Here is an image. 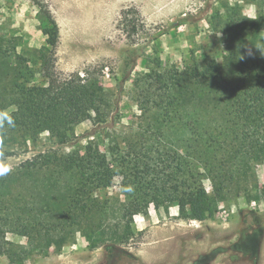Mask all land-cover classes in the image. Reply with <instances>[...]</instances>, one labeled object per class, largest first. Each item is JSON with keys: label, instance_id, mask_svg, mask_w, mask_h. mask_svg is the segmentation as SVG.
I'll return each instance as SVG.
<instances>
[{"label": "rangeland", "instance_id": "obj_1", "mask_svg": "<svg viewBox=\"0 0 264 264\" xmlns=\"http://www.w3.org/2000/svg\"><path fill=\"white\" fill-rule=\"evenodd\" d=\"M228 1L231 5L238 1L242 7L251 3ZM221 3L0 0V113L14 121L12 126L0 123V218L8 226L4 242L12 251L11 257L0 256V264H16L11 258L19 259L23 252H36L23 264H264V163L256 167L259 200L249 203L240 197L220 202L212 219H182L175 204L151 203L145 213L125 212L130 196L122 186L121 161L156 146L144 144L152 133L147 112L140 107L141 99L148 96L142 77L151 69L182 70L192 55L202 64L216 56L221 62L219 54L225 50L221 35L209 24ZM41 7L50 11L59 27L54 56L46 50ZM123 10L129 12L135 30L121 26ZM78 77L87 89L83 99L89 116L67 125L58 87ZM94 95L100 101L98 110L88 101ZM56 125H62L61 131H53ZM94 152L99 157L95 165L105 155L115 173L108 187H91L86 203H96L98 213L88 230L84 224L85 229L62 249L54 245L47 249L44 245L60 235L59 227L68 221L60 219L64 205L55 196L40 208L44 187L40 197L30 196L35 181L50 184L51 179L43 170L33 180L32 169H25L27 161L46 156L52 160L50 166L59 167L70 160L88 161L90 155L96 156ZM204 185L211 190L210 180ZM25 202L41 225L25 221ZM126 222L132 234L119 242L118 237H125Z\"/></svg>", "mask_w": 264, "mask_h": 264}, {"label": "trees", "instance_id": "obj_2", "mask_svg": "<svg viewBox=\"0 0 264 264\" xmlns=\"http://www.w3.org/2000/svg\"><path fill=\"white\" fill-rule=\"evenodd\" d=\"M248 2L256 4L255 20H243L241 3L231 5L228 0H222L210 18L211 29L221 35L220 44L225 49L219 54L221 62L216 56L202 64L192 55L182 70L162 73L151 69L142 77L143 90L151 99L142 98L140 107L147 112V128L152 134L146 138L144 131L140 138H146L144 144L156 146L153 150L144 147L135 158L129 160L127 155L121 161L122 186L127 198L130 196L126 215L145 213L151 203L156 207L175 204L182 219L205 221L216 215L220 202L229 203L240 197L249 203L259 200L256 167L264 163V53L251 43L257 44L264 38V0ZM39 12L45 23L46 50L54 56L59 42L58 24L45 7ZM128 15L127 10L122 11L120 24L124 30H135ZM76 79L58 87L63 118L67 115L70 119L63 120L67 125L79 124V119L89 116L83 99L87 89L79 83L84 79ZM95 96L88 101L90 108L98 110L100 101ZM61 128L62 125H56L53 131ZM96 156L90 155L88 161L70 160L59 167L50 166L52 160L47 161L46 156L27 161L25 169L35 172L30 173L33 180H38L43 170L51 179L50 184L35 181L30 196L40 197V188L44 187L40 208L55 196L64 205L60 219L68 221L67 226L59 227L60 235L47 241V249L53 245L62 249L77 231L85 229L84 224L88 230L87 225L98 213L96 203H86L92 195L91 187H108L115 173L105 155L95 165L94 160L99 158ZM206 180H210L211 190L205 187ZM0 198L3 199L1 193ZM27 206L25 202V221L41 225L34 209ZM1 220L0 256L11 257L12 251L4 242L8 226L2 225ZM130 226L126 222L125 237H118L117 241L129 239ZM85 236L91 240L88 233ZM35 253L23 252L19 259L11 260L23 264Z\"/></svg>", "mask_w": 264, "mask_h": 264}, {"label": "clouds", "instance_id": "obj_3", "mask_svg": "<svg viewBox=\"0 0 264 264\" xmlns=\"http://www.w3.org/2000/svg\"><path fill=\"white\" fill-rule=\"evenodd\" d=\"M240 16L244 19H256V4L255 3H247L240 10ZM251 43V42H250ZM256 49L260 50L261 53H264V38H261V41L257 44L251 43ZM251 54V53H250ZM4 121L7 122L9 126L14 124V121L10 115L7 113H0V123Z\"/></svg>", "mask_w": 264, "mask_h": 264}]
</instances>
